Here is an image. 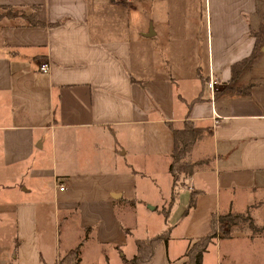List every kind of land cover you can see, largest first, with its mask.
I'll use <instances>...</instances> for the list:
<instances>
[{
	"label": "crops",
	"instance_id": "obj_1",
	"mask_svg": "<svg viewBox=\"0 0 264 264\" xmlns=\"http://www.w3.org/2000/svg\"><path fill=\"white\" fill-rule=\"evenodd\" d=\"M1 6L33 10L45 26L0 13V264H122L135 238L168 226L141 264H185L213 213L249 210L264 227V42L230 78L231 63L253 48L264 0ZM186 118L205 127L190 151L200 164L173 186L167 121L181 127ZM190 189L197 195L184 214ZM138 205L162 215L158 230L137 233L122 220ZM235 237L264 264V229L214 238L202 264L212 243ZM80 241L76 259L69 251Z\"/></svg>",
	"mask_w": 264,
	"mask_h": 264
},
{
	"label": "trees",
	"instance_id": "obj_2",
	"mask_svg": "<svg viewBox=\"0 0 264 264\" xmlns=\"http://www.w3.org/2000/svg\"><path fill=\"white\" fill-rule=\"evenodd\" d=\"M7 7V6H4ZM24 16V15H23ZM29 23L44 25L45 23L37 19L35 12L32 10L30 14L24 16ZM49 25L54 23H48ZM252 35L255 39L253 48L249 54L244 56V58L234 61L230 65L231 80L235 79L242 69L247 65L253 58H255L264 42V21L259 23V27L252 30ZM195 99H198L195 98ZM168 126L171 128L173 133V145L170 154V161L168 170L173 179V186L182 183V178H187L196 169L200 161H194L190 158V151L193 143L200 139L204 133L205 127L195 125L194 121L190 118H186L181 127H175L173 123L167 121ZM189 199L185 210L183 213L188 212V208L193 206L195 203V198L197 195L196 189H190ZM176 190L172 187L171 198L168 201L166 207L162 208V212L165 218H167L170 207L176 197ZM248 222L247 225L253 233L254 231L264 229V227L257 226L249 214V210L245 212H223V213H213L210 217V229L204 233V235L198 236L187 248L185 255L188 257V264H202V253L205 251L207 245L214 240V238L219 237H231L233 235L235 225L237 222ZM245 224V223H244ZM170 226L159 231L157 234L152 236H147L143 238H135L136 252L129 258L122 257V264H141L145 260H149L152 256L155 245L160 241H167L169 235ZM82 241L78 242L72 250L69 251L75 258L80 252V247ZM77 259V258H76ZM58 264H61V260Z\"/></svg>",
	"mask_w": 264,
	"mask_h": 264
},
{
	"label": "rangeland",
	"instance_id": "obj_3",
	"mask_svg": "<svg viewBox=\"0 0 264 264\" xmlns=\"http://www.w3.org/2000/svg\"><path fill=\"white\" fill-rule=\"evenodd\" d=\"M29 11L31 10L23 9L20 7H0V13H4L10 16L19 15L24 17L30 14ZM205 50V46L198 47V53L201 58L198 65L201 64L202 66H206L207 64V56ZM127 216V219L122 218V220H127L128 222L132 221L137 233H141L145 226L149 227L148 231L150 230V232L158 230V223L160 221V218L162 220V215H160V217H157L155 214L148 216L144 210L143 205H138L137 209L132 210V213ZM247 223L248 222H237L234 230L244 232L248 230L250 233L251 229L248 227ZM0 242L4 245L2 235L0 236ZM205 254V264H254L253 249L251 244H248L241 238L237 237H235L234 239H222L216 246L212 243V246H209ZM93 255L94 254H92V256ZM97 261V264H100V261ZM188 262L189 260L187 257L185 260V264H188Z\"/></svg>",
	"mask_w": 264,
	"mask_h": 264
},
{
	"label": "built area",
	"instance_id": "obj_4",
	"mask_svg": "<svg viewBox=\"0 0 264 264\" xmlns=\"http://www.w3.org/2000/svg\"><path fill=\"white\" fill-rule=\"evenodd\" d=\"M48 65H49L48 61L47 62L43 61L39 64V69L42 71H46L48 68ZM214 82H215V79L212 77V73H210L209 78L206 81V86L208 87V91H209L210 96L213 95L214 90H215V86L213 85ZM59 188L62 189L63 186L60 185Z\"/></svg>",
	"mask_w": 264,
	"mask_h": 264
}]
</instances>
